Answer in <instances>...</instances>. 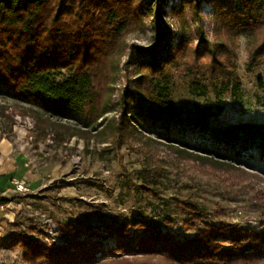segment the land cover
I'll return each mask as SVG.
<instances>
[{
	"label": "rangeland",
	"instance_id": "374dc122",
	"mask_svg": "<svg viewBox=\"0 0 264 264\" xmlns=\"http://www.w3.org/2000/svg\"><path fill=\"white\" fill-rule=\"evenodd\" d=\"M134 9L136 18L121 32L120 49L105 60L96 80L97 107L107 109L97 131L74 114L56 129H42L0 93V103L8 101L13 115L11 130L10 120L0 118V142L9 143L13 167L22 173L0 176V195L10 199L0 203V264H45L40 257L26 259L23 246L12 244L19 237L61 246L75 239V228L80 240H97L112 221L127 222L133 241L144 233L132 226L136 219L181 240L207 222L264 229V151L251 147L237 154L236 147L216 143L193 124L138 114L130 92L147 68H139L137 53L153 46L156 24L151 0ZM164 11L158 24L171 29L176 47L167 66L175 105L184 112L222 105L210 118L214 125L264 122V19L253 22L249 34L218 21L216 7L206 0H165ZM193 81L202 90H193ZM125 93L134 120L119 133L115 127ZM205 151L223 153L230 162L211 160ZM18 183L25 189L18 190ZM100 240L103 252L96 253L94 264H180L160 254L113 250L111 234ZM184 264L222 263L194 259ZM230 264H264V259Z\"/></svg>",
	"mask_w": 264,
	"mask_h": 264
},
{
	"label": "trees",
	"instance_id": "16d2710c",
	"mask_svg": "<svg viewBox=\"0 0 264 264\" xmlns=\"http://www.w3.org/2000/svg\"><path fill=\"white\" fill-rule=\"evenodd\" d=\"M197 4L201 0H186ZM216 7V19L246 31L253 22L264 19V0H206ZM141 0H0V93L21 116L31 115L38 125L55 128L72 114L83 118L84 127H93L106 114L97 107L96 80L105 71V60L120 49V35L136 18L134 7ZM156 33L152 47L138 49L139 72L136 89L131 90L137 112L152 121H167L181 126L193 124L237 154L251 147L264 151V122H238L214 125L210 118L222 109L211 106L184 112L172 100L168 67L174 59L171 29L158 24L164 15L165 0H151ZM173 10L178 7L172 6ZM159 21V22H158ZM236 80V79H235ZM235 89L239 88L235 81ZM193 81L191 88L202 90ZM117 131L133 126L134 117L126 93L122 95ZM8 101L0 103V118L10 120ZM11 105V106H12ZM135 106V105H134ZM14 109V110H15ZM85 120V121H84ZM58 121V122H57ZM115 121V120H114ZM73 135V134H72ZM59 136V135H58ZM211 160L230 162L218 151H205ZM10 199L0 196V203ZM199 212V211H198ZM195 213V214H198ZM129 224L112 221L105 233L115 240L113 250L128 254H160L172 262L189 263L207 259L222 264L264 259V229L253 231L222 223H205L192 237L179 239L158 225L134 220L132 226L144 228L135 241L128 239ZM75 239L67 245L48 246L39 240L17 238L29 262L43 259L45 264H94L96 253L103 252L100 239Z\"/></svg>",
	"mask_w": 264,
	"mask_h": 264
},
{
	"label": "crops",
	"instance_id": "0c3cea01",
	"mask_svg": "<svg viewBox=\"0 0 264 264\" xmlns=\"http://www.w3.org/2000/svg\"><path fill=\"white\" fill-rule=\"evenodd\" d=\"M10 152H11V147L9 143L5 141L4 139L3 140L1 139V142H0V176L4 177L8 175L10 176L16 175L17 177H19L20 174L22 173L20 170L17 171V168L15 169L13 167L15 158L10 155ZM22 176L23 175H21V177Z\"/></svg>",
	"mask_w": 264,
	"mask_h": 264
},
{
	"label": "built area",
	"instance_id": "2783aa9c",
	"mask_svg": "<svg viewBox=\"0 0 264 264\" xmlns=\"http://www.w3.org/2000/svg\"><path fill=\"white\" fill-rule=\"evenodd\" d=\"M17 188H18V190H23V189H25V187H24V185H23L22 183H18V184H17Z\"/></svg>",
	"mask_w": 264,
	"mask_h": 264
}]
</instances>
